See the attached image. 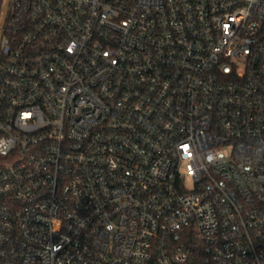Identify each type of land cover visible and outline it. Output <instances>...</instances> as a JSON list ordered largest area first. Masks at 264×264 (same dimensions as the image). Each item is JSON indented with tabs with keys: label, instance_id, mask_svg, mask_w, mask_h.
Returning a JSON list of instances; mask_svg holds the SVG:
<instances>
[{
	"label": "built area",
	"instance_id": "built-area-1",
	"mask_svg": "<svg viewBox=\"0 0 264 264\" xmlns=\"http://www.w3.org/2000/svg\"><path fill=\"white\" fill-rule=\"evenodd\" d=\"M0 264H264V0H0Z\"/></svg>",
	"mask_w": 264,
	"mask_h": 264
}]
</instances>
